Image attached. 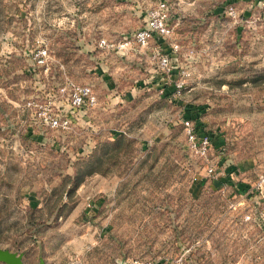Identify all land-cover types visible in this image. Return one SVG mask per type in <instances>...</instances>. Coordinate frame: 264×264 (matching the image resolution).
Segmentation results:
<instances>
[{
	"label": "rangeland",
	"instance_id": "obj_1",
	"mask_svg": "<svg viewBox=\"0 0 264 264\" xmlns=\"http://www.w3.org/2000/svg\"><path fill=\"white\" fill-rule=\"evenodd\" d=\"M160 1L0 0V247L25 264H264L262 0H164L168 36L100 45ZM186 116L224 139L212 174Z\"/></svg>",
	"mask_w": 264,
	"mask_h": 264
},
{
	"label": "built area",
	"instance_id": "obj_2",
	"mask_svg": "<svg viewBox=\"0 0 264 264\" xmlns=\"http://www.w3.org/2000/svg\"><path fill=\"white\" fill-rule=\"evenodd\" d=\"M232 1V0H231ZM262 8H264V0L260 2ZM168 5L167 2L162 0L158 3L156 7H153L149 11L148 20L146 24L139 28L137 31L131 35L124 38L118 43H110L107 39H101L100 45L106 48H126L128 50L136 48V46H146L150 41L156 36H168L171 33V28L166 22L167 18ZM230 13H234V8H230ZM179 45L174 44L172 48L178 50ZM46 53L43 51V54ZM162 68L166 71H170L172 66L170 64V59L167 56H164L160 59ZM182 78H185L189 73L185 70L182 72ZM185 84V81L180 80L178 87L182 88ZM74 100L76 103L83 104L87 103L88 105H94L96 102V96L94 95L93 89L89 86L76 87L74 92ZM31 105V102L28 103ZM49 117L48 123L52 127H59L63 125L64 122H61L58 118L47 115ZM185 133L187 136V144L189 151L195 156L201 157L202 159L209 162L208 171L210 174L214 173L215 166L210 161V151L213 147V139L211 135L207 133L200 132L197 127L194 125V122L189 118H185L183 121ZM252 191L256 192L259 198L262 201V212L261 216L264 219V174H260L256 183H254ZM251 191V192H252ZM88 206L92 208L91 202L88 203ZM247 221L252 220V215L247 214L245 216ZM64 264H80L77 259H72ZM129 264H159L158 261L154 260H132Z\"/></svg>",
	"mask_w": 264,
	"mask_h": 264
},
{
	"label": "water",
	"instance_id": "obj_3",
	"mask_svg": "<svg viewBox=\"0 0 264 264\" xmlns=\"http://www.w3.org/2000/svg\"><path fill=\"white\" fill-rule=\"evenodd\" d=\"M25 253L15 252L7 248L0 247V262L4 264H25L24 262ZM38 264H46L43 257H40Z\"/></svg>",
	"mask_w": 264,
	"mask_h": 264
},
{
	"label": "crops",
	"instance_id": "obj_4",
	"mask_svg": "<svg viewBox=\"0 0 264 264\" xmlns=\"http://www.w3.org/2000/svg\"><path fill=\"white\" fill-rule=\"evenodd\" d=\"M187 114L188 115H190L189 114V111L187 112ZM193 117V120L196 118V116H198L199 115V113H195V111H194V109L192 110V114H191ZM190 115V116H191ZM190 116H186V117H188L189 119H190ZM202 119V118H201ZM201 119L199 118V119H197V121L195 122V123H198V125H197V127L199 128V129H201L202 131H200V132H203V133H207L205 130H204V128L203 127H201ZM207 134H209V135H211V137H212V139H213V144H216L217 146H218V144H220L221 142V144H223V142H224V139H223V137H221V136H217L216 134L215 135H213V134H211V133H207Z\"/></svg>",
	"mask_w": 264,
	"mask_h": 264
}]
</instances>
